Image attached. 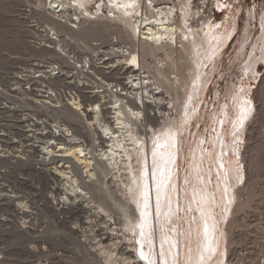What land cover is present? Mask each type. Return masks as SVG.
Returning a JSON list of instances; mask_svg holds the SVG:
<instances>
[{"label": "bare ground", "instance_id": "bare-ground-1", "mask_svg": "<svg viewBox=\"0 0 264 264\" xmlns=\"http://www.w3.org/2000/svg\"><path fill=\"white\" fill-rule=\"evenodd\" d=\"M214 5L218 11L227 8L223 0L29 2L32 13L26 12L25 19L38 17L65 38L81 41L83 51L91 54L89 72L119 82L122 92L113 96L105 89L99 92L91 86L90 76L75 79L74 83H81L80 95L56 111L50 108V97L35 99V91L40 83L57 85L59 78L29 77V90L0 91V120L7 121L0 129V148L5 149V157H0V168L5 169L0 171V264H147L140 256L141 245L155 264L229 263L231 235L234 226H241L233 221V213L247 205L241 200L245 191L241 148L252 106L245 103L239 117L232 120L226 112L222 119L216 115L211 135L214 147L205 149L203 133L194 137L187 151L193 185L180 189L175 180L183 153L180 134L188 130L205 89L204 66L233 32L212 21L207 12L212 9L214 16ZM36 6L43 10L41 17L36 15ZM103 20L117 25V30L94 28V23ZM98 40L101 45L97 47L93 42ZM37 52V56H58L55 50ZM183 67L188 72L183 73ZM175 68L180 72L171 76ZM14 71L1 77L0 84ZM12 80L22 83L18 76ZM178 90L184 94L175 96ZM20 95L32 96V100L23 99L29 110H37L40 101V109L45 108L51 117L63 116L68 133L72 131L60 143L66 166L56 174L50 167L56 159L48 152L34 151L40 138L32 132L36 125L26 124L27 117L17 115L15 105L1 102ZM176 97L181 98L182 110L172 117L170 111L178 107ZM242 108L246 109L243 118ZM33 137L30 152L24 153L19 141ZM18 148L22 152L16 154ZM205 162L211 164L208 170ZM228 226H232L231 233Z\"/></svg>", "mask_w": 264, "mask_h": 264}, {"label": "rangeland", "instance_id": "rangeland-1", "mask_svg": "<svg viewBox=\"0 0 264 264\" xmlns=\"http://www.w3.org/2000/svg\"><path fill=\"white\" fill-rule=\"evenodd\" d=\"M30 1L0 0V78L14 70L17 66L23 65L30 57L40 54L32 49L26 40L28 23L27 19H25L27 16L25 13L27 11L24 10L30 9ZM32 1L34 4L35 0ZM223 1L227 4V8L224 11H218L214 5V10L217 9L214 16L212 9L207 13L211 14L212 21L222 23V28L228 27V33L232 28L233 32L229 36L231 39L228 38L225 42L226 45L224 44L212 59L208 61L209 63L207 62L204 66L206 70L203 71V78L205 74L207 77V80L206 77L204 78L206 80H204L205 89L199 95L198 102L200 101V106L197 107V113L191 117L193 120L190 119L188 130L180 134V145L182 146L181 151L183 153L179 160L180 168H177V172L175 173V176L178 175V177L176 176L175 180L176 182L178 181L177 186L180 185V189H182L184 184L189 186L193 185L192 168L190 169L191 165H189L191 158L187 154V151L194 137L199 138L203 133L206 136L203 137L205 149H212L214 147L211 135L214 129H216L215 125H217V121L215 120L216 115L221 116L220 119H222L224 112H226L227 117L232 120L239 117L241 106L245 103L250 107L252 106L251 112L246 118V121L248 119V124L246 122L244 123L245 133L243 135V147L241 148V164L243 163L242 165L245 171V176L242 181L245 193L243 192L244 195L241 197V200H246L247 205L244 210H238L236 208L232 217L233 221H238L239 223L241 221L239 218L243 214L249 215L258 212V214L260 213L264 216V0ZM210 8L212 7L210 6ZM42 14L43 10L37 7L36 15L41 17ZM103 21L101 23H94V28L98 30L104 28V32L117 30V25L112 24L110 26L109 21ZM223 23L226 24L224 25ZM220 51L222 52L220 53ZM175 54L179 55V52ZM160 55H163V53H160ZM178 55H176V58ZM148 60L156 63L152 58ZM184 67L183 70L185 71L183 73L188 72ZM176 71L174 74L172 72L171 76H175L180 72V70L179 72L178 70ZM176 91H174L175 96H182L184 94L181 90H178L179 92ZM179 100L181 101V98H178ZM180 101L178 102L177 110L170 111V116L176 117L179 115L182 110L179 105ZM151 112L153 111L151 110ZM227 127L228 123L224 125V129ZM210 165V163L205 162V168L207 170ZM189 172H191V176H188L190 175L188 174ZM184 178L188 179L187 181L190 179V181L187 182ZM207 178L211 180V176L207 175ZM186 212H182L184 217H186ZM226 228L228 232H232V226ZM76 234L78 235L80 232ZM91 249L93 253L96 251L93 248Z\"/></svg>", "mask_w": 264, "mask_h": 264}, {"label": "built area", "instance_id": "built-area-1", "mask_svg": "<svg viewBox=\"0 0 264 264\" xmlns=\"http://www.w3.org/2000/svg\"><path fill=\"white\" fill-rule=\"evenodd\" d=\"M27 13L31 14L32 12L28 9ZM27 23L28 43L40 52H42V50H55L58 52V56L56 57V54L55 56L43 54L30 58L27 63L15 68V74L12 76L10 75V78L4 85L0 84V91L9 89L16 90V87H25V89L29 90L30 87L26 84V79L29 77L36 79H47V76L50 77V79L59 78V83L57 85L50 86L45 82L40 83L41 87H37L35 91V99L46 100V98L50 97L52 103L49 105L50 108L54 110L61 109L66 102L71 103L72 100H77L76 96L78 97L80 95L81 83L79 81H77L78 83H74L75 79L86 80L90 76L93 81L91 86H97V89H101L99 92L105 89L108 94L112 96L122 92V85L119 82L114 80L107 81L89 72L91 65L87 61L90 60L91 54L83 51L84 45L81 41L73 42L65 38L57 29L43 23L38 17L30 15L27 19ZM93 43L97 47L101 45L99 40ZM117 45H119V43ZM99 50L102 53L100 47ZM99 64L102 63L100 62ZM75 68L80 70L84 68V71H77ZM17 76L20 81L22 80V83L19 85L15 83V80H12L15 77L17 78ZM62 78L65 82H60ZM86 94L92 95L95 93L88 92ZM28 98L20 95L6 100L3 98L1 102H3L4 106L15 105V111L19 113L17 115L27 117L25 120L26 124L34 123V125H36L34 127H36L37 130H33L32 132H36V136L40 138L36 139L37 146L34 144V151L37 154L48 152L47 155H51V157L56 159L55 162L50 165V167H52V172L56 174V170L64 169L66 166L61 160L65 152L63 151L64 149L60 147V143L66 139L68 140L72 131L68 133L66 129L67 126H65L66 119L63 116L57 115L56 117H51L47 114L45 108L42 109L41 107L40 109L39 106L43 105L40 101L37 103V110H29L23 102V99H33L32 96ZM109 105L111 106L112 104ZM112 111L114 112L115 109L113 108ZM2 123L7 124V121L1 122L0 120V129H4ZM101 124L103 125L104 121H102ZM100 130L104 138V130L102 128H100ZM34 137L32 140L26 138L24 142L19 141L18 145H23L24 153L30 152L31 145L35 139ZM83 142H85V148H88L87 142ZM0 150V157H5L3 153L5 149L1 147ZM87 151L89 150L87 149ZM18 152H22V150L20 148L16 149V154H19ZM4 170V167L0 168V171ZM240 223L241 226L234 228L231 235L233 243L229 247L228 264H264V216L260 213L258 214V212L249 215L243 214Z\"/></svg>", "mask_w": 264, "mask_h": 264}, {"label": "snow or ice", "instance_id": "snow-or-ice-1", "mask_svg": "<svg viewBox=\"0 0 264 264\" xmlns=\"http://www.w3.org/2000/svg\"><path fill=\"white\" fill-rule=\"evenodd\" d=\"M246 111V109L242 108V118H243V112ZM141 229L143 230L145 225L144 224H141L140 225ZM142 234L143 235H148L147 233H144L142 231ZM149 247H151V240L149 238ZM161 248H163V241H162V244H161ZM140 256L142 259H144L145 261H147V264H155V261L152 259V256L151 255H145L144 251H143V245H141V249H140Z\"/></svg>", "mask_w": 264, "mask_h": 264}]
</instances>
